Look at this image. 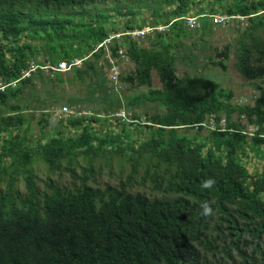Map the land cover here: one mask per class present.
<instances>
[{
	"label": "trees",
	"instance_id": "16d2710c",
	"mask_svg": "<svg viewBox=\"0 0 264 264\" xmlns=\"http://www.w3.org/2000/svg\"><path fill=\"white\" fill-rule=\"evenodd\" d=\"M98 1L105 0H0V83L15 81L0 90V264H264V164L245 167L249 152L264 154V40L256 33L264 26V0L115 1L101 9L107 13L99 12L100 21H71V8L80 13ZM143 4L151 7L146 24L166 29L113 38L105 56L97 44L109 31L141 28L145 20L135 19V8ZM189 13L199 23L193 30L204 32L213 26L209 14L247 18L242 35L250 39H238L234 65L251 80V104H233L231 91L210 76L176 74L177 56L187 55L177 52L175 39L190 35L183 19ZM76 29L84 33L75 43ZM120 55L132 69L118 71L113 83L101 66L116 65ZM219 55L209 61L224 69L228 54ZM59 61L69 63L66 71L91 99L105 107L122 100L128 117L110 128L100 114L105 107L81 111L76 104L51 125L43 114L32 121L27 108L40 98L29 86L34 76L49 80L38 65L47 64L46 75L61 84L63 72L52 69ZM30 62L35 71L19 78ZM152 71L158 88H150ZM121 83L148 90L120 99ZM25 87L29 95L20 102ZM142 100L160 110L145 109L142 117ZM36 163L44 166L42 188ZM62 173L65 184L49 176Z\"/></svg>",
	"mask_w": 264,
	"mask_h": 264
},
{
	"label": "rangeland",
	"instance_id": "374dc122",
	"mask_svg": "<svg viewBox=\"0 0 264 264\" xmlns=\"http://www.w3.org/2000/svg\"><path fill=\"white\" fill-rule=\"evenodd\" d=\"M120 5L126 4L131 2L133 4V1H141L142 3L147 0H105L102 2H95L92 5L83 6L80 9L82 10L80 13L77 11L79 9L71 8L69 11L73 12L74 16L70 17L71 21L73 23H79L81 21H87L91 23L93 20L100 21V13L103 11L102 8H109L116 4V2ZM147 4H143L139 6L138 8H135V11H137V14L135 16V19L138 18V16L145 20V24L141 26V28H136L135 30H126V31H109L107 36L110 34H115V38L120 37V35H128L135 38H143V34L150 31V25L146 24V22L151 21V7L146 6ZM151 6V4H149ZM93 7V14L90 12V8ZM165 9L168 6H164ZM94 9H99L98 12H96ZM193 15L192 13L186 14L185 17H190ZM93 16V17H92ZM193 17V16H192ZM92 18V19H90ZM99 18V19H97ZM212 16L210 18V21L212 20ZM117 20V17H114L111 20ZM186 19V18H185ZM234 21L231 22V20H224L222 23H213V26L208 30L207 32H204V30H193L195 28L187 27L186 29L190 31V35H182L176 42V48H180L177 50L180 54H185L189 57V61L185 58H182L180 55L177 56L175 61V72L178 76H183L185 74L192 75V74H203L206 76H210L212 79H214L220 86L229 89L232 93L231 102L233 104L242 105L244 103L251 104L253 102L255 90L253 86L251 85V80H247L246 78L242 77L237 70L235 69V50L236 46L238 45V39H244V41H248L250 39L249 35L246 33L245 35H242L243 29L246 27L247 18L241 17V16H233L232 18ZM110 20V21H111ZM187 20V19H186ZM208 21V19H207ZM110 22H106V26L108 27ZM156 25V29L159 28L161 30L165 29L166 25H160V24H154ZM82 30L76 29L74 31L75 33V43L79 41L81 38V34L84 32H81ZM202 31L203 34L200 33ZM250 31V30H248ZM257 35H259L262 40H264V26L258 27L256 29ZM106 38V37H105ZM142 44L146 45V41H143ZM73 45V44H72ZM101 45H104V53L106 52L105 56L108 54L106 50L107 43H103ZM35 47L37 49V59H41V50L38 47L37 41H35ZM225 50L228 54V58L225 59V68L222 69L219 66H214L211 64L209 59H219L220 55L219 53ZM119 60L114 65V69L116 68L117 71H119L121 74L126 73L130 69H132V63L123 55H120L118 58ZM111 62H113V59H110ZM34 62H36L34 60ZM73 62L75 64H79V60L77 58L73 59ZM100 64V62H98ZM102 72L107 70V66H101ZM41 75L46 76L48 79H44L45 81L39 80L38 77L34 76L32 80V85L29 86V88L33 87V90L36 95L40 98V101H38L35 109L34 108H27L29 113H33L32 118L34 121L36 117L43 114V118H46V121L48 125L52 124L54 120L58 119L59 116L65 117L67 115H70L76 107V104H78L81 111L83 110H89L92 106H102L105 107L103 104L97 101V99H91V95L89 92H87L84 88L83 84H79L76 81H74V76L69 73V71L63 72L61 74L63 78V82L59 84L55 79L52 78V76H47L46 74H50L47 69L41 70ZM96 80V76H92V81ZM258 80V79H256ZM112 88L113 84L110 83ZM160 85L158 77L154 71H152L151 74V82H150V88H158ZM264 87V83L262 84ZM148 88L146 86H139L136 88H129L127 87L126 83H121L120 87L116 89V92L120 96V99L123 98V96H132L139 95L142 92L147 91ZM27 87L23 90L21 97L18 99V101L22 102L24 97L27 98ZM115 92V91H114ZM98 95L100 92H97ZM69 98H71L69 100ZM64 99H68L64 100ZM32 99H27V102H30ZM77 100V101H76ZM73 101V103L71 102ZM66 106L67 111L63 110L62 107ZM136 109L141 112V116L143 117V110L148 109L149 111H157L158 109L155 104L152 101H144L138 102L136 104ZM78 109V108H77ZM50 111L52 113L50 114ZM90 111V110H89ZM100 114L106 115L108 119V126L110 128H115V122L116 118H118L120 121H122L125 117H128L127 110L123 107V101L121 100L120 107H105ZM49 113V114H48ZM123 115V116H122ZM235 116V114L233 115ZM234 118V117H233ZM241 124H244L245 129L247 131H252V128L250 125L245 124V119L240 118L239 119ZM32 123V122H31ZM222 123V122H221ZM204 124L206 125V121H204ZM45 126L44 129L48 128V125L43 123ZM95 129H102L103 125H100L99 123H95L94 125ZM32 128H34L33 133L37 134V127L32 124ZM254 129V128H253ZM189 132H192L191 130H188ZM202 134L206 133V129L203 128L200 131ZM264 132V131H263ZM247 140H249L247 138ZM246 148V147H245ZM264 148V145L262 146ZM262 164H264V154L263 158L259 159L256 157L252 152L248 153V156L245 158V167L249 172L253 171L254 169H259ZM43 165L40 163H36L33 165V169L35 173L37 174L38 178L40 179V182H37V185L39 188H42V181L44 178V169ZM51 179L54 181H57L59 184H65L69 180L68 174L62 173L61 176H57L54 174L49 175ZM108 181L113 182V179H108L107 177H101L98 182L102 181ZM17 189L22 192L24 190L23 184L21 181L17 183Z\"/></svg>",
	"mask_w": 264,
	"mask_h": 264
},
{
	"label": "built area",
	"instance_id": "2783aa9c",
	"mask_svg": "<svg viewBox=\"0 0 264 264\" xmlns=\"http://www.w3.org/2000/svg\"><path fill=\"white\" fill-rule=\"evenodd\" d=\"M211 16L213 17L212 20L210 21L212 24L213 23H222L224 20L227 19V17L223 16V15H220V14H209L208 17L211 18ZM187 20H186V19ZM184 18V23L186 24L187 27H191V28H197L199 26V23L196 21V18L193 16H190V17H185ZM210 20V19H209ZM166 25V24H165ZM150 31H152L153 29L154 30H157V31H160L161 29L159 28H155L156 25L154 26H150ZM167 27V25H166ZM166 27H164L166 29ZM140 29V28H139ZM132 30H135V29H132ZM164 30V29H163ZM115 38V34H110L108 36H106V38H104L100 43L97 44V46H100L101 44L103 43H109L111 39ZM108 56V54L106 55ZM72 64H75L74 62H72ZM114 65L115 64H112L110 67L107 68V75L109 76V78L111 79V81L113 83H116L117 80H116V76L118 74V71L116 70V68L114 69ZM47 65H44L43 68L45 69ZM49 67V66H48ZM36 68V65L33 64V63H29L27 69L23 70L20 74V77L19 78H22L24 76H28L31 72H33ZM53 70L55 71H59V72H64L66 70L69 69V63H66L65 61H59L54 68H52ZM15 83V81H11L7 84H2L0 83V90H2L6 85H10V86H13ZM63 110L67 111V108L66 106H63L62 107ZM123 116V115H122Z\"/></svg>",
	"mask_w": 264,
	"mask_h": 264
},
{
	"label": "clouds",
	"instance_id": "9594fccd",
	"mask_svg": "<svg viewBox=\"0 0 264 264\" xmlns=\"http://www.w3.org/2000/svg\"><path fill=\"white\" fill-rule=\"evenodd\" d=\"M166 25H167V24H166ZM30 63H33V62H30ZM33 64H35V63H33ZM28 65H29V64H28ZM35 65H36V64H35ZM46 65H47V64H46ZM43 66H44V65H38V67H40V69H42V70H46V68L44 69ZM47 66H48V65H47ZM47 66H46V67H47ZM27 67H28V66H27ZM36 67H37V65H36ZM26 69H27V68H26ZM35 69H36V68H35ZM23 70H25V69H23ZM23 70H21V72H22ZM34 71H35V70H34ZM34 71H33V72H34ZM21 72H20V74H21ZM29 75H30V74H29ZM29 75H28V76H29ZM19 77H20V76H19ZM24 77H27V76H24ZM22 78H23V77H22ZM18 79H19V78H18ZM206 183H207V182H206ZM202 207L205 208V211H206V212H210V211H211V209H210V208H207L206 206H202Z\"/></svg>",
	"mask_w": 264,
	"mask_h": 264
}]
</instances>
